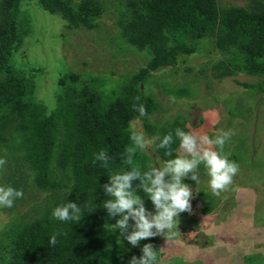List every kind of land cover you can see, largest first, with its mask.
Masks as SVG:
<instances>
[{
    "label": "trees",
    "instance_id": "16d2710c",
    "mask_svg": "<svg viewBox=\"0 0 264 264\" xmlns=\"http://www.w3.org/2000/svg\"><path fill=\"white\" fill-rule=\"evenodd\" d=\"M22 1L0 0V70L12 76L0 80V152L5 147L4 155L17 160L6 176L7 186L23 194L35 186L42 197L4 234L0 264H128L154 237L129 248L111 226L120 217H109L103 208L110 197L102 186L112 174L133 166L147 171L144 152L137 149L131 165L125 156V149L132 146V122L140 119L147 134L155 133L147 119L157 104L142 86L151 73L173 68L180 57L195 54L204 39L211 40L229 64L227 68L219 63L222 76L241 72L264 78V0H247L249 7H221L216 0H127L118 14L120 37L138 51L150 53L146 64L110 89L103 81L63 73L50 111L34 99L32 77L10 65L11 51L25 32L20 30L22 24L16 25ZM37 1L69 30L100 29L104 4L99 0ZM139 104L147 115L139 116L135 110ZM14 142L17 145L11 147ZM100 150L111 157L107 166L95 160ZM139 183L133 181V188L144 206L155 212ZM67 202L81 208L79 220L63 222L52 216L57 206ZM211 208L208 198L201 213L206 215ZM54 233H59L55 246L50 244Z\"/></svg>",
    "mask_w": 264,
    "mask_h": 264
},
{
    "label": "rangeland",
    "instance_id": "374dc122",
    "mask_svg": "<svg viewBox=\"0 0 264 264\" xmlns=\"http://www.w3.org/2000/svg\"><path fill=\"white\" fill-rule=\"evenodd\" d=\"M99 1L104 4V12L98 30H69L64 21L45 11L37 0L20 3L16 25L22 24L23 28L18 29L25 32L11 51L10 65L26 78L32 77L33 97L48 111L56 103L59 75L80 74L85 80L103 81L110 89L136 73L150 56L148 51H138L120 37L118 14L127 0ZM216 2L221 7H249L250 3ZM220 62L229 68L213 42L204 39L195 54L180 57L173 68L151 73L142 86L157 104L156 112L147 119L154 134L146 133L140 119L131 123L132 129L152 141L142 151L148 157L147 170L151 165L159 167V163L187 155L175 136L177 128L210 138H215L220 130L230 132L223 154L239 165L232 184L218 196L209 187L210 178L203 164L197 170V182L189 177L182 181L192 189L191 209L179 213L178 234L172 240L154 237L152 244L159 255L157 264H264V78L241 72L222 76L217 68ZM10 77L8 70L5 73L0 70V80ZM168 133L173 136L170 147L158 148ZM15 145L17 142L11 147ZM6 151L2 147L0 153L6 157ZM169 151L170 156L166 155ZM5 160L6 164L0 168V186H7L6 176L17 164L14 157ZM21 170L19 174L25 171V166ZM39 193L35 186H30L11 208L0 207V245L6 231L39 203L42 197ZM208 198L212 208L204 215L201 209ZM123 241L129 248H135Z\"/></svg>",
    "mask_w": 264,
    "mask_h": 264
},
{
    "label": "clouds",
    "instance_id": "9594fccd",
    "mask_svg": "<svg viewBox=\"0 0 264 264\" xmlns=\"http://www.w3.org/2000/svg\"><path fill=\"white\" fill-rule=\"evenodd\" d=\"M139 101V97H136ZM139 116L147 115L146 108L139 104L135 109ZM230 132H220L215 138L207 134L197 136L191 132H185L179 128L175 130V136L180 140V149L187 155H180L174 159L149 166L147 171H141L133 166L129 171L114 173L109 177V182L104 184L103 191L110 197L103 203V208L109 217L120 218L115 225L120 236L127 240L133 247H137L141 240L156 236H164L166 240H172L177 234V217L179 213L190 211L192 189L182 181L189 177L194 181L199 180L197 170L204 165L209 176V187L214 195L225 191L233 182V177L239 171V165L229 160L223 154V146L230 138ZM130 139L132 146L125 149L126 162L132 164L133 156L137 149L147 150L152 141L147 139L142 132L133 131ZM173 141L172 133H168L160 140L158 148H169ZM220 149L219 151L214 150ZM171 155V152H166ZM111 157L105 150L95 154V160L108 165ZM6 164L5 159H0V168ZM167 178V179H166ZM138 180L137 186L147 194L154 205L155 214L146 210L144 200L137 195V189L133 188V181ZM23 197V191L11 186H0V207L11 208L16 199ZM81 208L77 203L67 202L57 206L52 216L59 221L79 220ZM129 220L133 221L129 224ZM129 229L131 231L129 232ZM59 233H54L50 238V244L55 246ZM142 255L137 258L132 256L128 264H157V250L154 245L145 244L141 249Z\"/></svg>",
    "mask_w": 264,
    "mask_h": 264
}]
</instances>
